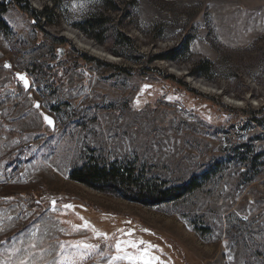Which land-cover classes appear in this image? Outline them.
<instances>
[{"label": "rangeland", "instance_id": "374dc122", "mask_svg": "<svg viewBox=\"0 0 264 264\" xmlns=\"http://www.w3.org/2000/svg\"><path fill=\"white\" fill-rule=\"evenodd\" d=\"M6 1L0 264H132L128 240L155 264H264V0ZM87 162L204 183L146 207L72 181Z\"/></svg>", "mask_w": 264, "mask_h": 264}, {"label": "trees", "instance_id": "16d2710c", "mask_svg": "<svg viewBox=\"0 0 264 264\" xmlns=\"http://www.w3.org/2000/svg\"><path fill=\"white\" fill-rule=\"evenodd\" d=\"M11 2L22 9L28 6V0H11ZM8 5V1L0 4V11L5 12ZM85 31L87 36L92 37L87 30ZM39 67V63H36L33 68L36 70ZM13 102V100L8 99L0 103V110L14 107L15 103ZM257 115L259 118L255 120L261 123L264 120L262 110L254 113L252 118ZM70 179L95 191L122 196L129 201L140 203L146 207H157L181 201L188 195L198 191L204 183V177L202 176L195 177L181 186H168L165 181L149 178L133 164H102L99 162H87L82 167L74 169L71 172ZM24 202L27 203L26 200ZM28 204L33 206L31 202Z\"/></svg>", "mask_w": 264, "mask_h": 264}, {"label": "snow or ice", "instance_id": "6c2138e0", "mask_svg": "<svg viewBox=\"0 0 264 264\" xmlns=\"http://www.w3.org/2000/svg\"><path fill=\"white\" fill-rule=\"evenodd\" d=\"M5 67H10L9 65H5ZM19 80L24 82V87L27 88L29 87V84L26 80V78L23 75L19 76ZM147 87V86H146ZM37 107H39V105H37ZM45 120L51 125L53 123V121H51L48 117H45ZM55 204V201H53V205ZM65 207H71L70 205H66ZM85 228L89 227V225L87 224V222L84 225ZM93 231H95V229H93ZM147 231V230H146ZM127 235L131 236L132 233H127ZM105 238H107L105 236ZM122 244L124 246H122ZM145 244L144 241H133V240H128L127 242H121V241H117L116 245H115V249L117 253L120 252H125V247L127 248H132V249H136L138 252H140V255L136 256V255H129L127 252H125V255L123 257L121 256H116L115 259H128L129 261H132V264H155V262L158 260L157 257L151 256L150 254V249H151V245H146V247L143 249V251L140 250L139 245ZM83 248L85 249H89V248H93V245H89V244H83L82 245ZM109 264H111V262L109 261Z\"/></svg>", "mask_w": 264, "mask_h": 264}, {"label": "bare ground", "instance_id": "6f19581e", "mask_svg": "<svg viewBox=\"0 0 264 264\" xmlns=\"http://www.w3.org/2000/svg\"><path fill=\"white\" fill-rule=\"evenodd\" d=\"M68 35L74 42L77 43V45H79L82 48L88 49L87 47L88 43L85 42V39L81 35H79L78 33L74 31H70ZM230 103H233V105H237L234 102H230Z\"/></svg>", "mask_w": 264, "mask_h": 264}, {"label": "water", "instance_id": "95a60500", "mask_svg": "<svg viewBox=\"0 0 264 264\" xmlns=\"http://www.w3.org/2000/svg\"><path fill=\"white\" fill-rule=\"evenodd\" d=\"M7 65H9V63L7 64ZM20 75H23L25 78H26V80H27V82H28V84H29V87H27V88H25L26 90H30V88H31V83H30V81L28 80V78L26 77V74H22V73H17L16 74V77H17V79L19 80V76ZM20 82H22L23 84H24V82L23 81H21V80H19ZM51 121H53L51 118H49ZM54 125V121H53V123L51 124V126H53Z\"/></svg>", "mask_w": 264, "mask_h": 264}]
</instances>
